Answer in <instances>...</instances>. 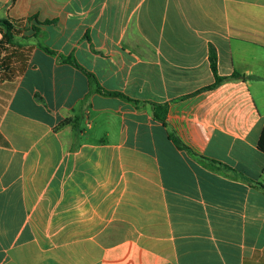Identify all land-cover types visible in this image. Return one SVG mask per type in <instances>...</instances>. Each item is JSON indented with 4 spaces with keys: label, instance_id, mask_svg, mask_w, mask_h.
Returning <instances> with one entry per match:
<instances>
[{
    "label": "crops",
    "instance_id": "0c3cea01",
    "mask_svg": "<svg viewBox=\"0 0 264 264\" xmlns=\"http://www.w3.org/2000/svg\"><path fill=\"white\" fill-rule=\"evenodd\" d=\"M5 19L32 51L0 81V264H264V0H0Z\"/></svg>",
    "mask_w": 264,
    "mask_h": 264
},
{
    "label": "trees",
    "instance_id": "16d2710c",
    "mask_svg": "<svg viewBox=\"0 0 264 264\" xmlns=\"http://www.w3.org/2000/svg\"><path fill=\"white\" fill-rule=\"evenodd\" d=\"M41 25H44L43 23ZM27 22L25 20H12L5 19L0 20V81H13L23 75L28 67L30 54L32 47L26 46L22 43V40H26L29 37L26 35L28 32ZM34 36L38 33L39 29L33 27L31 29ZM211 67L215 75V84L209 88L218 86L226 78H222L218 75L217 71V54L214 49L211 50ZM75 63V61H72ZM240 75H234V78H239ZM118 95L117 93H114ZM155 112L154 117L156 119H162L165 122L164 116L166 113V106L153 104ZM175 142L182 147L180 140L175 138ZM258 148L264 153V129L260 137Z\"/></svg>",
    "mask_w": 264,
    "mask_h": 264
}]
</instances>
